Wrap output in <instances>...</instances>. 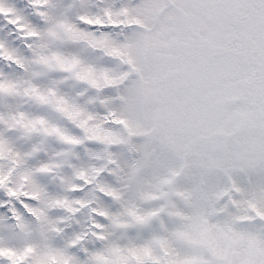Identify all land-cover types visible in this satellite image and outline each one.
I'll return each instance as SVG.
<instances>
[{
  "label": "snow or ice",
  "instance_id": "snow-or-ice-1",
  "mask_svg": "<svg viewBox=\"0 0 264 264\" xmlns=\"http://www.w3.org/2000/svg\"><path fill=\"white\" fill-rule=\"evenodd\" d=\"M0 264H264V0H0Z\"/></svg>",
  "mask_w": 264,
  "mask_h": 264
}]
</instances>
